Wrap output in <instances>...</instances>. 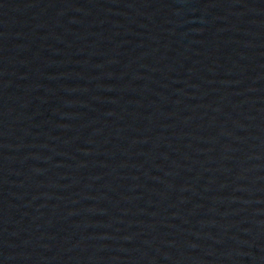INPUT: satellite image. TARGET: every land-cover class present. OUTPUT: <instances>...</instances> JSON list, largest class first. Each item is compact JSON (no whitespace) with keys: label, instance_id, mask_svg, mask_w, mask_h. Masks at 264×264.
I'll return each mask as SVG.
<instances>
[{"label":"water","instance_id":"1","mask_svg":"<svg viewBox=\"0 0 264 264\" xmlns=\"http://www.w3.org/2000/svg\"><path fill=\"white\" fill-rule=\"evenodd\" d=\"M0 264H264V0H0Z\"/></svg>","mask_w":264,"mask_h":264}]
</instances>
